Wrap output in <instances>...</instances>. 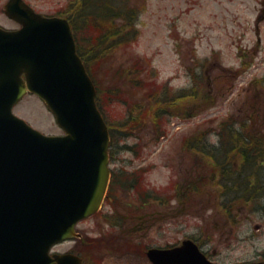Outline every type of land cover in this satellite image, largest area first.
<instances>
[{
  "label": "rangeland",
  "instance_id": "1",
  "mask_svg": "<svg viewBox=\"0 0 264 264\" xmlns=\"http://www.w3.org/2000/svg\"><path fill=\"white\" fill-rule=\"evenodd\" d=\"M67 1L25 0L47 16L57 15L55 10ZM128 1L138 11L134 40L106 52L99 61L89 58L113 139L135 151L127 148L116 154L118 167L136 171L139 179L134 192H117L118 210L127 218L123 230L135 228L133 215L140 214L143 229L135 234L133 246L140 242L146 248L166 247L190 238L218 264L264 262V209L232 224L212 210V201L205 202L209 196L180 203L173 193L174 183L195 162L183 149L185 138L201 131H217L223 119L236 116L244 106L255 108L259 100L257 108L264 114V82L259 89L250 84L252 79L264 78V0ZM5 2L0 0V27L18 28L4 15ZM121 24L120 20L115 23ZM130 30L128 25L122 28ZM129 79L139 81L140 86L129 84ZM192 88L197 90L195 98L172 106L174 92ZM107 93L116 95L109 101ZM208 94L216 97L213 104L204 101ZM154 112L158 114L156 125ZM13 113L44 134L63 133L44 103L32 94H26ZM133 117L136 124L128 123L133 127L128 130L124 122ZM123 131L130 133L126 136ZM207 141L216 144L215 132ZM144 193L149 195L147 200H142ZM136 204L139 213L132 210ZM102 212L109 213V207L103 205ZM107 225L92 216L77 225L80 241L64 242L53 251L75 249L87 262L93 255L100 257L101 261L93 264H150L146 257L131 254V242L122 239L114 242V253L105 241L98 249L90 246L89 237L110 231ZM120 230L114 228V235L122 234Z\"/></svg>",
  "mask_w": 264,
  "mask_h": 264
},
{
  "label": "water",
  "instance_id": "2",
  "mask_svg": "<svg viewBox=\"0 0 264 264\" xmlns=\"http://www.w3.org/2000/svg\"><path fill=\"white\" fill-rule=\"evenodd\" d=\"M4 13L21 27L0 28V264H82L49 250L77 236L74 226L98 210L108 183L109 136L95 88L65 19L43 17L23 0H8ZM26 92L44 101L63 136L43 135L12 113ZM147 257L216 264L190 239Z\"/></svg>",
  "mask_w": 264,
  "mask_h": 264
},
{
  "label": "trees",
  "instance_id": "3",
  "mask_svg": "<svg viewBox=\"0 0 264 264\" xmlns=\"http://www.w3.org/2000/svg\"><path fill=\"white\" fill-rule=\"evenodd\" d=\"M55 13L68 20L77 52L91 78L90 64L93 63L89 62V58L99 61L106 52H114L116 47L128 43L130 39L134 40L137 34L133 26L138 11L128 0H68ZM117 20L122 21L121 26L115 25ZM126 24L132 30L122 31ZM128 83L140 86L137 80L129 79ZM96 91L97 106L106 120L100 101L102 90L98 85ZM195 91L197 90L192 88L174 92L172 106L181 100L195 98ZM107 95L106 98L111 101L116 94ZM215 99V96L209 94L204 96V101L209 104H213ZM257 106H260V100L255 108L251 105L244 106L236 116L230 115L223 119L217 131H201L185 138L183 149L195 157V162L174 183V198L183 203L185 200L187 202L207 195L209 199L205 202L212 201L209 205L212 210L223 214L232 224L264 209V114ZM157 115L154 112L155 125ZM134 120L135 117L124 122L128 130L133 128L128 123L136 124ZM111 129L109 127V133L113 137ZM212 132L217 136L216 144L207 141ZM122 133L128 135L130 131ZM144 195L147 200L149 195ZM92 243L94 242L90 241ZM105 244H110L112 248L115 245L112 241Z\"/></svg>",
  "mask_w": 264,
  "mask_h": 264
},
{
  "label": "flooded vegetation",
  "instance_id": "4",
  "mask_svg": "<svg viewBox=\"0 0 264 264\" xmlns=\"http://www.w3.org/2000/svg\"><path fill=\"white\" fill-rule=\"evenodd\" d=\"M255 81L256 79H252L250 84H252ZM110 175H111L110 184H113V188L110 193V196H111L110 199H112V201L110 203H106V206L109 207V214H110V221H108L109 224L107 226L110 228L109 230H114V228L122 229L120 230L122 234L117 233L116 235H114V237L109 236V239H113V240L124 239V240L133 241L137 233H139L143 229V225L141 223L143 222L144 218L137 216L134 219L135 228L129 230V232L127 230H123V228H126V223H125L126 220L123 221L122 223L119 220V218H122V214L118 210L120 205L118 203L119 196L117 192L120 190H131L134 192L135 187L139 185V180L136 179L134 175V171H126L125 168L120 169L117 163L114 160H112V158L110 160ZM139 196H140V193H139ZM138 239L139 238L136 237V241H138ZM138 253L139 251L137 253H132V254L138 257ZM139 257H142V256H139Z\"/></svg>",
  "mask_w": 264,
  "mask_h": 264
}]
</instances>
